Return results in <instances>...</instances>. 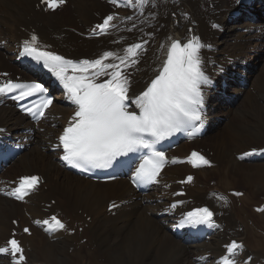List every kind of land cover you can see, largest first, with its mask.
<instances>
[{
	"label": "bare ground",
	"instance_id": "obj_1",
	"mask_svg": "<svg viewBox=\"0 0 264 264\" xmlns=\"http://www.w3.org/2000/svg\"><path fill=\"white\" fill-rule=\"evenodd\" d=\"M38 1L0 0V72L32 76L31 70L21 66L18 55L27 35L23 29L37 28L45 46L58 48V53L74 60H94L107 50L123 56L130 45L147 42L139 63L127 69L129 95L134 97L155 77L174 40L187 43L198 38L203 45L202 70L210 80L202 86L206 99L204 122L211 128L201 139L180 142L171 155L182 161L165 168L159 183L140 198L127 177L97 182L67 171L60 163L61 152L55 148L58 133L75 110L67 96L57 95L38 127L4 103L0 106V132L21 139L27 149L16 159L15 167L11 165L0 174V246L10 238L15 228L12 220L16 218L28 264H218V257L235 237L244 243L236 256L238 264H245L249 256V264H264V243L252 241L250 230L251 224L264 225V212L258 210L264 207V200L258 198L264 196V0L255 3L256 21L246 14L233 16L238 8L236 0H148L140 9L138 0H133V6H128L126 0L124 15L112 23L125 16L132 19L98 41L85 35L102 16L112 15L108 0H68L70 14L61 12V7L45 12L37 8ZM235 34L237 42L230 41ZM238 79L248 86L236 85L233 81ZM212 84L219 86L213 89ZM252 89H257V94ZM244 98L249 99V105L238 110L237 103ZM221 108L222 115L218 114ZM232 108L240 119L239 123L229 119L225 124L233 137L231 147L223 131L216 142L205 141L222 125L220 116H227ZM245 112L252 114V119ZM27 128H34V132L24 133L22 130ZM191 144L198 149L213 146V156L203 152L209 165L193 166L190 157L195 151ZM253 148L258 149L257 154L244 155ZM33 172L45 176L44 186L23 202L5 195L21 173ZM188 176L193 177L191 183H179ZM183 185L188 196H175ZM237 192L242 193L238 196L240 206ZM190 197L213 207L220 223L200 241L189 235L194 228L177 226L192 206L186 199ZM51 199L56 200L54 205ZM113 200L119 204L116 215L108 211ZM178 201L183 203L173 209L171 205ZM253 208L259 212L254 213ZM79 210L88 213L91 221L87 222ZM55 212L65 224L64 229L48 232L45 226L34 223L49 220L48 215ZM24 227L30 228V235L22 232ZM0 264H11V260L0 255Z\"/></svg>",
	"mask_w": 264,
	"mask_h": 264
},
{
	"label": "snow or ice",
	"instance_id": "obj_2",
	"mask_svg": "<svg viewBox=\"0 0 264 264\" xmlns=\"http://www.w3.org/2000/svg\"><path fill=\"white\" fill-rule=\"evenodd\" d=\"M41 2L47 9L55 10L65 4L66 0ZM147 2L148 0H138L141 7ZM112 3H117V0H112ZM128 6H133V0H128ZM115 19V15H107L102 23L95 26L93 32L108 33L114 27L112 22ZM38 43V36L32 34L30 39L23 40L18 55L30 57L47 69L63 86L67 99L75 106L55 145V148L62 150L61 159L67 165L86 172L95 168H110L118 161L121 164H130L135 154L148 150L149 154L141 156L138 166L135 167L132 182L136 185L159 183L158 177L168 159L163 151L156 150L157 144L189 128L190 136H195L199 131L196 122L202 119L201 110L205 102L202 86L210 83L202 70L200 51L203 45L199 39L194 38L187 43L173 41L167 51L166 60L155 77L134 97L129 95L131 79L127 69L139 63L143 43L130 45L123 56L107 51L97 59L80 61L68 60L64 56L43 50L38 47ZM16 90H19V99L47 92L45 86L38 82L18 83L8 80L0 83V93ZM52 104V98L42 96L38 104L26 108L25 111L40 119ZM255 151L254 149L253 153ZM190 162L194 167H199L201 163L210 164L198 152L191 154ZM192 181L193 177L188 176L180 183ZM40 183L39 175L23 176L19 179L18 186L5 195L24 201ZM235 195L242 193L237 192ZM182 203L183 201H178L171 207L175 209ZM258 210L264 211V208ZM213 215L208 207L196 208L187 212L177 226L219 227L215 224ZM12 223L15 225L18 221L13 220ZM34 223L45 226V231L48 232L66 227L56 216H52L50 220H35ZM22 232L31 234L28 227H24ZM243 248V243L231 241L226 246L227 255L221 257L222 264H238L236 256ZM0 255L9 257L11 264H27L25 249L16 238L15 232L4 246H0ZM251 260L252 257L249 256L247 261Z\"/></svg>",
	"mask_w": 264,
	"mask_h": 264
},
{
	"label": "rangeland",
	"instance_id": "obj_3",
	"mask_svg": "<svg viewBox=\"0 0 264 264\" xmlns=\"http://www.w3.org/2000/svg\"><path fill=\"white\" fill-rule=\"evenodd\" d=\"M109 5H111V6H114L113 4H111V3H109ZM69 4L68 5H65V6H63L60 10H61V12H64V14H70V11H71V7L69 8ZM69 9V10H68ZM59 10V11H60ZM114 10V7L111 9V11H113ZM117 10V9H116ZM66 12V13H65ZM114 30V29H113ZM238 35L237 34H235V35H233V39H231L230 41H232V42H237V40H238ZM97 41V40H96ZM231 44V43H230ZM245 49H247V47L245 48ZM108 51V50H107ZM264 60L262 59V61L261 62H263ZM249 65H252V63H249ZM237 84H239V83H237ZM245 88V87H244ZM253 94H257V89H252V91H251ZM236 102H238V100L236 101ZM242 102V103H241ZM237 104H239L237 107H235V108H237L238 110L239 109H241V107L243 106V105H249V99L248 98H244L243 99V101H240L239 103H237ZM241 104V105H240ZM232 112L230 113V114H228L227 116L224 114V116H220L221 118H220V120L223 122L222 123V125L220 126V127H217V129L216 130H214V131H211V133L207 136V138H206V140L205 141H210V142H216V139H217V137L219 136V132H221V131H223V135L222 134H220V135H222L224 138H225V140H226V142H227V145H228V147L230 148L231 147V145L233 144L232 143V141H233V137L231 136V134H230V132H229V129L228 128H225L226 126H225V124H226V122H228V120L229 119H232V121L233 122H235V123H239V116L237 115V113H236V109H233L232 108ZM222 113H223V111H222V108L219 110V112H218V114H221L222 115ZM234 113V114H233ZM245 115L246 116H248V118H251L252 119V114L250 115V114H246V112H245ZM226 117V120L224 119ZM225 120V121H224ZM49 123V122H48ZM225 130V131H224ZM41 131H42V129H41ZM226 132V133H225ZM207 135V134H206ZM235 140H236V138H235ZM240 141H241V139H240ZM239 141V142H240ZM202 146V145H201ZM200 146V147H201ZM211 147H213L212 145H210ZM210 146H207V145H204L203 147H204V149H206L207 147H208V149H210V155L212 156L213 154H214V151H211L212 149H211V147ZM191 147H194V145H192L191 144ZM207 152V151H206ZM12 165H14V164H12ZM16 165H14V167H15ZM34 169H36L37 171H39L40 169H38L37 167L36 168H34ZM20 174V173H19ZM211 178L212 179H214V177H213V175L211 176ZM242 186H243V184H242ZM45 190H48V186H46L45 187ZM262 192H264V190L262 191ZM258 198L260 199V200H264V196H258ZM52 200H55V199H52ZM56 201V200H55ZM236 202H237V204L240 206L241 205V202L239 201V197L237 196L236 197ZM1 204L2 205H4L2 202H1ZM264 208V207H263ZM254 213H257V212H259L256 208H253V210H252ZM262 213L264 212V211H261ZM80 213H81V210H80ZM82 214V213H81ZM85 217V219L88 221V222H90V220H89V218H90V216H84ZM89 217V218H88ZM87 225V224H86ZM250 230H251V232H252V234H251V240L252 241H254V242H261V243H264V225H260V226H258V225H255V224H251L250 225ZM253 248H255V249H257L256 247H255V245H253ZM258 250V249H257ZM72 251V250H71ZM260 251V250H259ZM85 262H87V260L85 261Z\"/></svg>",
	"mask_w": 264,
	"mask_h": 264
}]
</instances>
